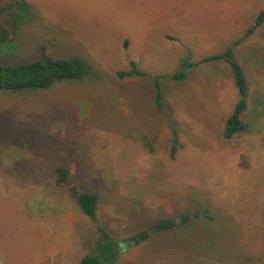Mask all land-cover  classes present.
Listing matches in <instances>:
<instances>
[{
  "label": "rangeland",
  "instance_id": "obj_1",
  "mask_svg": "<svg viewBox=\"0 0 264 264\" xmlns=\"http://www.w3.org/2000/svg\"><path fill=\"white\" fill-rule=\"evenodd\" d=\"M9 6L15 36L0 65L78 57L90 75L0 92V264H36L38 254L45 264V246L46 264L92 252L99 234L55 188L58 166L96 195L97 222L121 248L114 264H264V23L233 49L248 106L232 139L223 130L238 93L225 62L170 79L241 38L264 0H0ZM8 14L0 24L11 35ZM133 68L140 75L118 77ZM183 216L182 227L131 240Z\"/></svg>",
  "mask_w": 264,
  "mask_h": 264
},
{
  "label": "trees",
  "instance_id": "obj_2",
  "mask_svg": "<svg viewBox=\"0 0 264 264\" xmlns=\"http://www.w3.org/2000/svg\"><path fill=\"white\" fill-rule=\"evenodd\" d=\"M12 2L11 4H13ZM16 5V3H15ZM11 7L1 8L0 14L9 13L10 18L14 20L16 13L9 10ZM8 14V15H9ZM264 23V11L260 12L253 21L252 25L246 30L244 35L233 41L222 53L205 57L196 63L183 62L182 66L185 68L183 71L178 72L170 77L172 81H182L185 79L184 70L197 67L200 64L223 61L225 62L232 73L233 82L238 93V101L234 106L232 113L225 121L223 130V138L230 140L235 135L245 130V124L242 117L247 110L248 87L244 71L240 63L233 56V49L239 45L244 39L253 34V32ZM15 20L12 23L13 33L15 31ZM8 30L4 27L3 23L0 24V46L3 43L11 42L14 39V34H9ZM9 35L11 36L9 38ZM132 67H134L132 65ZM133 74H139L134 68L129 72H119V78H124ZM90 75V65L78 57L67 59H54L52 57L42 55L30 63L20 64L16 66L0 65V92H43L52 89L60 83L66 82H81ZM154 86L156 90L157 107L160 108V91L158 82L155 79ZM174 141V145H176ZM174 145L171 147V156L175 153ZM150 151L152 148L150 147ZM72 179L71 173L67 167L58 166L53 170L51 181L55 188L65 189L76 205L78 206L81 214L88 218L90 222L96 227L99 234V239L94 246L92 252L85 255L79 264H114L118 256V246L109 237L106 231L101 228L96 219L97 212V197L92 193H86L79 190L75 185L70 184ZM191 219L190 216H183L178 221L174 219H162L153 223L150 230L142 232L131 238L135 244L146 241L150 238L152 232H165L178 227L186 225Z\"/></svg>",
  "mask_w": 264,
  "mask_h": 264
},
{
  "label": "crops",
  "instance_id": "obj_3",
  "mask_svg": "<svg viewBox=\"0 0 264 264\" xmlns=\"http://www.w3.org/2000/svg\"><path fill=\"white\" fill-rule=\"evenodd\" d=\"M68 227H69V228H68L69 231L73 229L72 224L68 225ZM70 233H72V232L70 231ZM70 235H71V234H70ZM44 240H45L44 243H46L47 241L49 242V240L51 241L50 235H48V234H44ZM50 248H51V247H48V246H45V247H44V262H45V264H46L48 258L53 257V256H50V255H51V251H50L51 249H50ZM63 250H64V252H63V253H60V254L65 255V254H66V249H63ZM49 251H50V252H49ZM37 257L40 258L41 255L38 254ZM37 257H36V260H35V263H36V264H37V261H38Z\"/></svg>",
  "mask_w": 264,
  "mask_h": 264
},
{
  "label": "water",
  "instance_id": "obj_4",
  "mask_svg": "<svg viewBox=\"0 0 264 264\" xmlns=\"http://www.w3.org/2000/svg\"><path fill=\"white\" fill-rule=\"evenodd\" d=\"M119 252H121V248L119 247Z\"/></svg>",
  "mask_w": 264,
  "mask_h": 264
}]
</instances>
